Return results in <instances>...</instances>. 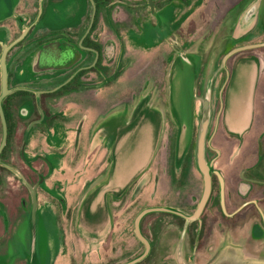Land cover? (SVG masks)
<instances>
[{"label": "flooded vegetation", "instance_id": "af4514ba", "mask_svg": "<svg viewBox=\"0 0 264 264\" xmlns=\"http://www.w3.org/2000/svg\"><path fill=\"white\" fill-rule=\"evenodd\" d=\"M94 1L96 13L90 27L94 12L90 0V11L87 0H0V58L4 46L24 35L6 57L9 94L0 109V146L6 126L0 161H5L7 152H20L22 160L31 163L26 171L18 169L25 179H15L11 184L27 188L31 201L30 187L36 188V219L43 198L57 211L58 203L67 204L69 211L71 140L76 141L74 152H86L87 139L102 135L98 121L102 117L103 88L111 105L117 99L118 38L102 36V5ZM233 1L235 4L230 6L229 2L226 11L233 26L224 37L223 73L213 81L212 117L206 136L210 194L200 219L193 221L200 228L198 237L204 221L208 225L203 245L206 251L199 250V241H191L197 257L189 262L194 264L201 262V254L205 264H264V46L246 48L224 62L236 48L264 43V0ZM226 27L229 29L228 24ZM194 63L197 100L193 143L202 114L201 72L195 58ZM1 74L0 66V95ZM229 109L236 114L252 109L251 125L242 134L221 129ZM188 152L195 154L196 150L190 148ZM61 157L62 173L58 165ZM53 176L55 181L50 182ZM180 202L185 204V199L180 197ZM67 212H55L54 219L64 218ZM174 215L183 228L185 217L178 212ZM2 216L11 220L8 212ZM166 233L159 244L164 252L168 248ZM144 236L151 247L146 261L154 243L149 235Z\"/></svg>", "mask_w": 264, "mask_h": 264}, {"label": "rangeland", "instance_id": "374dc122", "mask_svg": "<svg viewBox=\"0 0 264 264\" xmlns=\"http://www.w3.org/2000/svg\"><path fill=\"white\" fill-rule=\"evenodd\" d=\"M99 1L102 5V36L113 37L116 28L120 35L117 54L119 79L115 103L110 104V96H105L107 94L105 88L101 93V113L103 117L109 118L108 126L111 120L114 123V120L118 118L127 119L128 115L133 114V110L137 116V112L139 113L147 105L151 109L152 117H155V110L163 116L170 113L169 94L165 91L168 81L167 77H164V71H167L168 67L164 54L167 56L170 53L182 52L193 63L195 58L201 72V97L204 96L210 80L215 81L217 75L223 73L224 37L228 31L231 32L233 26L228 21L231 15L226 11L229 2L230 6L235 4L233 0H153L155 14H152L148 0ZM87 4L90 11L89 0ZM114 10H116L115 17L112 16ZM227 24L229 29L226 27ZM200 120L201 113L193 143L194 151L200 132ZM209 132L210 128L207 135ZM87 153L78 152L72 160L74 167L69 170L72 176L68 194L69 213L66 211L67 204L58 203V211L67 212L68 215L65 214L64 218L55 220L54 213L58 212L57 209L43 198L35 224L30 215L32 201L29 190L25 187L15 188L14 184H11L15 179H25L18 169L22 167L26 171L31 163L24 162L20 152L6 153L7 160L0 161L3 167L4 165L8 167H0V264H25V260L33 264L31 257L34 248L35 261L36 263L39 261L40 264L53 262L123 264L137 258L145 250L144 244L134 232V220L143 209L169 208L181 213L182 217H188L195 212L203 192V177L198 169L195 154L184 168H178L177 171L174 165L170 166L167 162H161L159 169L149 171L144 181L136 182L128 190L108 198V211L115 215L112 223L114 234L123 229L133 231L134 243L138 248L133 253L130 250H124L122 254L117 252L119 256H123L121 259L112 256L116 253L113 238L110 236L102 242L85 239L84 222L79 221V216L77 218V213L81 215L85 210L82 195L93 191L94 186L100 183L99 181L94 185V180H91L96 174L94 170L98 168V162L93 164L94 159H97L95 156L92 159L93 156L90 157ZM60 161L58 165L62 173L61 166L64 164L62 157ZM44 169L46 173L48 170L46 164ZM87 170L90 171L84 173ZM106 176L103 174V182ZM54 181L53 176L50 182ZM85 181L88 186L83 189ZM51 190L54 191L53 188ZM55 192L56 190L54 194ZM180 197L185 199V204H181ZM4 212L10 214L11 220L3 219ZM126 216L131 220H120ZM102 218V215L98 216L95 221L88 222L87 225L90 228L92 226L100 228V225H106V221ZM179 221L174 214L165 212L152 213L143 218L142 233L152 238L154 249L149 259L138 264H159L158 262L164 260L166 256L173 255L175 232L177 260L189 262L197 257L192 248V240L199 241L201 244L199 250L206 251V246L203 245L207 240V223L204 221L202 233L198 237L200 228L197 222L185 220V226L182 228L179 227ZM180 230H182L181 233ZM165 231H168L166 252L164 248L161 250V245L159 246ZM198 258L201 260L198 264H205V257L202 254ZM206 258H208L207 255Z\"/></svg>", "mask_w": 264, "mask_h": 264}, {"label": "crops", "instance_id": "0c3cea01", "mask_svg": "<svg viewBox=\"0 0 264 264\" xmlns=\"http://www.w3.org/2000/svg\"><path fill=\"white\" fill-rule=\"evenodd\" d=\"M169 45L172 47L171 44ZM168 56L170 62L168 70L164 71V77H167L168 81L165 91L169 94L170 113L163 116L155 110V117H152L151 109L147 105L139 113L137 112V116L133 110V114L128 115L127 119L117 117L118 119L114 120V123L113 120L110 121L109 126V118L103 117L102 114L98 121L102 135L90 137L86 142L88 146L86 153L88 152L90 157L93 156L92 159L94 156L97 159H94L93 164L98 162V168L94 170L96 174L91 180H94V185L99 181L100 183L95 185L91 192L84 193V195H82L83 191L81 192L85 210L81 215L77 213V218L79 216V221L84 222L85 239L102 242L111 236L116 244L114 251L116 253L112 256L118 259L123 257L119 256V253H124V250H130L133 253L138 248L134 243L133 231L123 229L114 234L112 223L115 220V215L108 211V198L121 194L136 182L141 183L149 171L153 172L155 168L159 169L162 163L167 162L170 166L174 165L176 171L178 168L181 169L193 143L197 100L196 65L193 63V69L186 66L182 63L179 53H170ZM164 57L166 59L165 54ZM184 111L188 113V133L183 130L182 115ZM251 113L252 109H247L246 114H236L234 110L229 109V114L221 129L225 128L235 134H242L251 125ZM75 142V140H71L70 169L74 167L72 160L78 153L74 152ZM193 155L194 152L191 157ZM157 163L158 166H156ZM88 171L90 170L84 173ZM103 174L107 175L105 182L102 181ZM87 186L85 181L83 189H86ZM101 215L103 216L102 220L106 221V225H100V228H95V226L90 228L87 225L88 222L95 221ZM120 220L129 221L131 218L126 216ZM174 236L176 237V233ZM175 237L174 243L176 244ZM177 251L175 248L172 252L173 255L165 257L164 261L158 263L178 264L176 262ZM111 252L113 251L111 250ZM117 252L119 253L117 254Z\"/></svg>", "mask_w": 264, "mask_h": 264}, {"label": "water", "instance_id": "95a60500", "mask_svg": "<svg viewBox=\"0 0 264 264\" xmlns=\"http://www.w3.org/2000/svg\"><path fill=\"white\" fill-rule=\"evenodd\" d=\"M90 1L94 6L93 18H92V22L90 25V27H91L93 24V21H94L95 13H96V4H95L94 0H90ZM148 3H149V6L151 8L152 14H155L154 1L148 0ZM23 37H24V35L21 38H19L18 40L14 41L12 44H10L8 46H4L2 56L0 58V66H1V71H2V74H1L2 92L0 95V109H1V111H2V101L9 94V91L7 88V81H8L7 62H6L7 53ZM258 46H264V43L260 44V45H253V46L236 48V49L232 50L231 52H229L225 56L224 62L230 56H232L233 54H235L237 52H240L246 48H254V47H258ZM179 56L182 59V63H184L186 66H188L191 69L194 68V64L188 56H185L182 52L179 53ZM192 79H193V83H194L195 76ZM212 91H213V82L210 80L209 84L207 85V87L205 89V94L201 99V102H202V114H201V120H200L201 125H200V132H199V135L197 138V146H196V152H195L197 166H198V169L201 172L202 177H203V192H202V196H201V199L199 201V204L197 206L195 213L192 216L185 217L186 221H188V222H193V221L200 219V216L202 215V213L206 207V204H207V201L209 198V194H210V188H211L210 165L208 164V162L206 160L205 150H206V136H207L210 118H211V112H212ZM39 93L40 92H38L37 94H39ZM182 120L184 123L183 130L188 133L189 122H188V113L186 111L183 112ZM5 143H6V126H5V137H4V140L0 146V155L2 153L1 151L3 150V148L5 146ZM30 191L32 193L31 217H32L33 224H35L36 214H37L36 188L30 187ZM155 212H168V213H173V214L176 213L175 211H173L171 209L162 208V207L143 209L136 216V218L134 220V232H135L136 237L145 245V250L137 258L132 259V260H130L124 264H138V263L142 262L149 255L151 247H150V243H149L148 239L142 233L141 222L146 215L151 214V213H155ZM34 253H35V248L33 250V254H32L31 258L33 259V264H36Z\"/></svg>", "mask_w": 264, "mask_h": 264}, {"label": "trees", "instance_id": "16d2710c", "mask_svg": "<svg viewBox=\"0 0 264 264\" xmlns=\"http://www.w3.org/2000/svg\"><path fill=\"white\" fill-rule=\"evenodd\" d=\"M99 4H100V1H99ZM112 27V26H111ZM112 29H113V27H112ZM119 34H118V32H117V28H116V31L114 32V35H113V37H117V38H119ZM168 45L166 46V48L168 49ZM165 62H167V67H168V65H169V62H170V57L167 55L166 56V59H165ZM191 150H193V146L191 147ZM193 154V152H188V155H187V157H186V160L184 161V165L183 166H185V164L186 163H188L189 162V160L191 159V155ZM183 223H184V220L183 219H181V224L183 225ZM147 260V259H146Z\"/></svg>", "mask_w": 264, "mask_h": 264}]
</instances>
